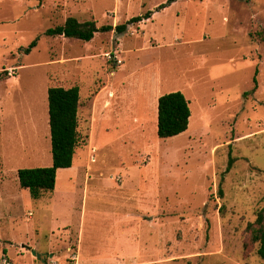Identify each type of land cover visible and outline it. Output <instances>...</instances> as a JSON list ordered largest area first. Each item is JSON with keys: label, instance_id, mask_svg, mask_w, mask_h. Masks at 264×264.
<instances>
[{"label": "rangeland", "instance_id": "1", "mask_svg": "<svg viewBox=\"0 0 264 264\" xmlns=\"http://www.w3.org/2000/svg\"><path fill=\"white\" fill-rule=\"evenodd\" d=\"M167 1L0 0V264H264L248 231L264 206V0ZM148 10L89 42L45 34ZM75 85L73 165L35 200L18 170L52 165L48 89ZM173 91L189 126L160 138Z\"/></svg>", "mask_w": 264, "mask_h": 264}, {"label": "trees", "instance_id": "2", "mask_svg": "<svg viewBox=\"0 0 264 264\" xmlns=\"http://www.w3.org/2000/svg\"><path fill=\"white\" fill-rule=\"evenodd\" d=\"M176 0H168L160 4L157 11L164 9ZM153 10L134 16L116 26L105 24L98 26L95 20L80 21L69 16L65 22L45 31L48 36H65L82 41H91L96 33H106L115 30L124 33L132 24H138L152 17ZM264 41V29L256 33ZM39 37L33 39L29 46L22 48L29 54L38 44ZM257 85V79L254 80ZM255 85V87H256ZM81 90L78 85L66 88L52 86L48 89L49 125L51 133L53 163L49 167L20 168L18 170L19 184L27 190L30 196L37 200L48 192L56 189L58 170L70 168L73 165L76 148L79 144V106ZM191 117L189 101L181 91H173L158 98L157 134L160 138L177 136L188 129ZM232 165L230 159L228 169ZM220 195H223L220 190ZM251 241L258 245L257 254L264 261V206L257 212L254 222L248 224Z\"/></svg>", "mask_w": 264, "mask_h": 264}, {"label": "water", "instance_id": "3", "mask_svg": "<svg viewBox=\"0 0 264 264\" xmlns=\"http://www.w3.org/2000/svg\"><path fill=\"white\" fill-rule=\"evenodd\" d=\"M33 254H36L37 257H40V254L39 253H36L35 251H33Z\"/></svg>", "mask_w": 264, "mask_h": 264}, {"label": "crops", "instance_id": "4", "mask_svg": "<svg viewBox=\"0 0 264 264\" xmlns=\"http://www.w3.org/2000/svg\"><path fill=\"white\" fill-rule=\"evenodd\" d=\"M157 117H158V107H157Z\"/></svg>", "mask_w": 264, "mask_h": 264}]
</instances>
